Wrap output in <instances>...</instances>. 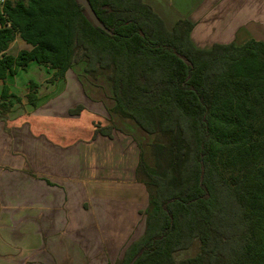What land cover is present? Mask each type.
Masks as SVG:
<instances>
[{
  "label": "trees",
  "instance_id": "trees-1",
  "mask_svg": "<svg viewBox=\"0 0 264 264\" xmlns=\"http://www.w3.org/2000/svg\"><path fill=\"white\" fill-rule=\"evenodd\" d=\"M89 2L112 33L78 0H0V121L38 106L41 84L22 97L8 81L31 62L49 83L73 70L101 93L110 86L109 104L88 96L113 116L94 137L148 138L132 137L149 195L143 235L113 264H264V41L203 49L192 21L169 27L146 0ZM18 37L29 47L13 54Z\"/></svg>",
  "mask_w": 264,
  "mask_h": 264
},
{
  "label": "crops",
  "instance_id": "crops-1",
  "mask_svg": "<svg viewBox=\"0 0 264 264\" xmlns=\"http://www.w3.org/2000/svg\"><path fill=\"white\" fill-rule=\"evenodd\" d=\"M146 1L168 25V18L173 25L179 19L192 21L193 40L203 49L212 47L205 46L211 37L232 40L236 34L225 33L232 20L227 14L239 16L244 8L247 15L251 3L229 5L226 2L230 0H204L198 20L187 16L173 20L170 13L167 17L169 10L163 2ZM207 10L215 17L204 25L201 16L205 18ZM203 27L214 31L207 33ZM246 33L251 34L248 38H259L253 31ZM59 84L55 91L43 97L39 94L36 108L27 105L29 110L19 118L0 121V253L7 257L5 264H113L127 247L113 261L119 243L128 238L127 234L139 232L135 226L140 222V211L146 208L140 199L146 194L149 200L146 186L135 180L140 149L131 132L117 130L113 137L97 138L91 133L90 140L82 143L77 129H62L58 121L77 119L80 114L71 110L85 104V94L107 100L104 93L91 83L83 85L73 70ZM20 119L21 125L10 127V122ZM128 181L135 201L130 212L121 214L124 207L118 202L126 195ZM110 206L116 210L108 216ZM133 233L128 240L140 238L144 229L137 236ZM24 242L27 244L21 245ZM20 246L39 248L26 259L16 260L10 253Z\"/></svg>",
  "mask_w": 264,
  "mask_h": 264
},
{
  "label": "rangeland",
  "instance_id": "rangeland-1",
  "mask_svg": "<svg viewBox=\"0 0 264 264\" xmlns=\"http://www.w3.org/2000/svg\"><path fill=\"white\" fill-rule=\"evenodd\" d=\"M158 2H163V5L166 6V9L169 10V12L167 13V17H169V13L171 16H173V20H177L178 17H183V16H187V18H193L194 20H198V16L197 14L201 11H203L201 4L204 2V0H157ZM222 1V0H220ZM251 2L248 6V8L246 9V13L247 15H245V9L243 8L242 10H240L239 16H234L231 13L227 14V17L229 20H231L225 27V33H234L236 34V36H234V38L232 40H225V39H211L207 41L206 48L213 46L215 43H230V42H234L237 45H242L245 42H247L248 40L252 39V37L248 38V35H251L250 33H246V30H249L250 32H255V35L259 36V40L263 39L264 40V0H230L228 2H226L227 4H235L236 2ZM205 18L203 16H201L202 22L204 23V25H207V20L209 19H214L215 16H212L210 11L207 10L206 12ZM217 14V13H216ZM169 22V27L173 26V21L170 20L169 18L167 19ZM205 28V27H203ZM222 30L221 29V33L218 35L220 36L222 34ZM201 31V30H200ZM205 31L207 33H211L213 31L208 32V30L205 28ZM193 33V31H192ZM213 36V33L211 34ZM196 36V35H195ZM193 38V36H192ZM196 40V39H195ZM228 41V42H227ZM195 42V41H194ZM196 44V43H195ZM29 46L26 45L19 37L11 44L10 47V52L13 54H17L19 52V50L23 49V48H28ZM51 77L50 73H49V69L43 66H40L38 64H36L35 62H31L29 64V66L27 67L26 70H21L20 73L18 74L17 77L15 78H9V83H11V85H13V91L17 92L18 94H20L22 97L25 96V93H27L29 86L32 82H36L38 84H41L39 87V94L40 97H43V94L45 93L46 95L49 93V91H55L56 88L60 85L59 81L58 82H54V83H49L48 79ZM106 80V79H105ZM87 82V81H86ZM95 84H97V82H95ZM105 90V94L103 95L104 98L105 96L109 95V92L111 91L110 86H108V88L104 89ZM90 94V93H89ZM86 98L84 99L85 102V106L86 109L84 111H82L80 113V116L73 120V119H66V118H61L59 121V123L61 124L62 129H67V128H71V130L73 131V128L78 130V140L82 143H86L88 140H90V136L91 133H94L93 131H95V125H99V126H105L108 124H111V120H109L108 118L112 117V114L107 111V109L105 108L103 103H97L96 101H92L91 98H88V94H85ZM106 103L109 104V97H106ZM24 102L26 103V99H23ZM72 100H74V98L72 97ZM105 100V99H104ZM103 100V102H104ZM105 103V102H104ZM106 105V104H105ZM27 105H23L20 106L19 104L15 105L13 107V111L10 114V118L12 119L13 117H18L19 115L25 113L26 111H28L29 109L26 107ZM31 108V106H29ZM7 118L6 120L10 119ZM117 123L122 124V120L120 121L119 119L116 120ZM14 123H20L19 125H21L23 122L20 119L19 122H10V127L11 125H13ZM57 124V121H56ZM15 125V124H14ZM58 126V124L56 125ZM124 127H127L125 125H123ZM129 128V127H128ZM94 129V130H92ZM129 132H131L133 134V136L140 140L141 143H145L147 142L145 139H148L147 137H145V135L140 131H137L135 129H129ZM49 135L47 134V137ZM135 180L138 184H143L138 180V175L137 172H135ZM144 185V184H143ZM125 186H127L126 188V195H124L123 197H121V201L118 202V204L121 205V214L125 213V212H130L131 207V202L135 201V198H133V194L131 193V191H129L130 189V183L129 181L125 183ZM140 199V198H139ZM143 199V200H142ZM142 201V204H144V206L148 205V196L145 194L144 196H142V198L140 199ZM92 203V202H91ZM117 202H115V205ZM112 210L115 211L116 209H113L112 206H110V211L111 212H107L108 216H110V214H112ZM101 214L103 216V209H101ZM124 215V214H123ZM140 215L141 217L139 218L140 222L139 224H137L135 227H139V232H136V234L141 233V231L144 229V225H145V215L143 213V210L140 211ZM123 218V217H122ZM121 218V219H122ZM133 232L127 234L129 235L128 238L125 237L124 241H121L119 243V250L116 254H113L112 256V260L116 261V259L118 258V256L120 255V253L122 252V249L124 248V246H128L130 242H132V240H128L130 238V234H132ZM137 234V235H138ZM115 236H117V234H114ZM135 235V232L133 233V236H137ZM27 243L24 242L21 245H26ZM27 246H20L18 247V249H14V252L12 251L10 254H12L14 256V258L16 260L18 259H26L27 257H29V255L31 253H33V251H37L39 247L36 248H32L29 247L28 249L31 250L32 252H28L27 250ZM2 249V248H1ZM196 250V247L193 250H188V251H184L181 252L178 256L179 258H183L189 255H192ZM5 254V253H4ZM6 256H4L3 254L0 253V264H5L6 263ZM33 264V263H30Z\"/></svg>",
  "mask_w": 264,
  "mask_h": 264
},
{
  "label": "water",
  "instance_id": "water-1",
  "mask_svg": "<svg viewBox=\"0 0 264 264\" xmlns=\"http://www.w3.org/2000/svg\"><path fill=\"white\" fill-rule=\"evenodd\" d=\"M79 3H81L85 8L86 11L88 12L90 18L94 21V23L99 26L100 28H102L103 30L112 33L111 30L109 28H107L99 19L97 13L95 12L94 8L92 7V5L90 4L89 0H78Z\"/></svg>",
  "mask_w": 264,
  "mask_h": 264
}]
</instances>
